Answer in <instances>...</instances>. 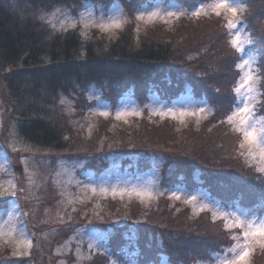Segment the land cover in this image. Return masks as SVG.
Instances as JSON below:
<instances>
[{"label":"rangeland","instance_id":"374dc122","mask_svg":"<svg viewBox=\"0 0 264 264\" xmlns=\"http://www.w3.org/2000/svg\"><path fill=\"white\" fill-rule=\"evenodd\" d=\"M130 2L87 0L46 8L39 16L55 31L74 29L84 39L95 36L105 42L117 39L128 23L133 26L134 37L140 40L155 24L163 25L169 32L176 27L196 26L199 17H219V22L227 29L229 43L237 35L241 38L238 43L241 50L234 48L240 58L235 64L238 76L233 81V89L246 72L260 79L256 64L259 54L256 48H250L254 35L246 29L242 16L243 0H229V7L237 10L235 15L217 7L220 0H198L193 4L150 0L129 13ZM185 16L189 25L180 22ZM50 17H54L55 27L48 22ZM230 23L236 27L231 28ZM195 55V52L187 54V62L195 61ZM244 60H249V64L238 69L237 65ZM147 92L148 95L142 96L143 102L129 90H124L116 96V102H111L109 96L92 86L85 91L88 102L79 107L72 97L60 95L59 110L67 117V126L74 127L72 134L65 133L68 145L62 150L39 147L25 139L17 118L9 114L10 107L4 105L0 96V264H92L100 252L108 255L104 258L105 264H141L134 250L128 248L126 255L119 257L108 249L109 237L120 232L131 240L143 238L147 245L155 241L163 254L159 261L150 264H162V261L164 264H227L245 245L251 252L250 264L253 252L262 249L256 242L260 238H249L246 242L242 233L249 223L254 228L259 226L264 219V205L251 210V206L225 204L201 184L166 185L163 178L178 171V162L185 164L187 170L192 163L191 174L198 175L201 168L195 164L200 160L196 152L199 147L190 143L186 146V129L199 130L204 122L220 113L218 116L234 135L230 142L231 136L227 137L220 150L232 149L233 156L240 157L251 172V180L259 183L257 187L263 192L260 195L264 196V171H261L264 169V131H261L264 109L259 105L262 100L259 82L253 93L241 97L247 99L252 108L250 122L257 131V141L253 144L234 130L238 122H227L226 118L237 106L234 91L232 109L224 116L208 99L196 97L191 88L171 99L153 88ZM244 106V103L239 104V107ZM142 118L161 123L159 131L165 130L167 134L157 136L156 140L134 137L133 131ZM103 119L107 120L104 125L101 124ZM183 143L187 154L177 152L179 147H184ZM236 172L240 173L238 168ZM147 208L159 209L161 213L169 209L173 215L181 213L183 219L208 215L212 221H218L217 227L227 230V240L220 243L219 239L216 250L202 247L199 256L169 260L161 247L166 242L163 232L170 226L163 218L154 222L148 220L144 215ZM237 219L241 220L242 228L235 227ZM226 223L233 227L226 229ZM236 245L241 247L230 251ZM262 262L264 264V260Z\"/></svg>","mask_w":264,"mask_h":264},{"label":"trees","instance_id":"16d2710c","mask_svg":"<svg viewBox=\"0 0 264 264\" xmlns=\"http://www.w3.org/2000/svg\"><path fill=\"white\" fill-rule=\"evenodd\" d=\"M83 1L87 0H0V96L4 105L10 107L9 114L17 118L25 139L39 147L62 150L68 145L65 133L72 134L74 127L67 126L58 99L65 94L74 99L76 107L82 106L88 102L85 91L92 86L109 96L111 102H116V96L124 90L133 91L141 102L148 89L158 90L163 97L171 99L191 88L196 97L208 99L223 116L232 109L233 81L238 76L235 64L240 56L228 42L227 29L219 17H199L196 26L176 27L169 32L163 25L155 24L140 40L134 37L133 26L128 23L117 39L105 42L95 36L84 39L74 29L55 31L39 16L43 9ZM177 1L193 4L198 0ZM146 2L150 0H131L127 3L129 13ZM243 2L246 29L254 35L250 48H256L259 54L256 62L262 99L259 105L264 109V5L260 4L264 0ZM180 22L190 24L186 16ZM192 52L197 53L196 59L187 62V54ZM219 114H214L199 130L186 129V146L190 143L199 147L196 152L200 160L195 164L201 168L198 175L191 174L192 163L187 170L185 164L178 162V171L164 176L163 183L201 184L225 204L258 210L264 205L259 183L251 180L249 168L237 154L233 156L232 149L220 150L227 137L231 136L229 140L234 135ZM105 123L107 120L103 119L101 124ZM139 123L133 131L136 138L156 140L157 136L167 134L165 130L159 131L161 123L148 118H142ZM185 144L176 151L187 154ZM146 210L144 215L148 220L163 218L170 226L163 232L166 242L161 247L169 260L199 256L202 247L216 250L219 239L220 243L227 240V230L217 227L218 221H212L208 215L183 219L181 213L173 215L169 209L163 213L156 208ZM129 240L121 232L112 235L107 241L108 249L119 257L126 255L128 248L134 250L141 264L156 263L163 254L155 241L148 240L152 245H147L143 238ZM105 257L108 255L100 252L92 264H105ZM251 257L250 264H263L264 248L254 251Z\"/></svg>","mask_w":264,"mask_h":264},{"label":"snow or ice","instance_id":"6c2138e0","mask_svg":"<svg viewBox=\"0 0 264 264\" xmlns=\"http://www.w3.org/2000/svg\"><path fill=\"white\" fill-rule=\"evenodd\" d=\"M231 2H235V0H231ZM219 8H225L231 11L234 15L236 14V9L234 7H229V0H220V3L217 5ZM49 23L55 27L54 17H50L48 20ZM74 26V25H69ZM119 26V25H117ZM61 27H63V22H61ZM231 28H235L236 25L234 23H230ZM241 41L239 35L233 38L230 43L233 48H237L238 51L241 49L238 47V43ZM245 43H249L250 41H244ZM243 59V58H242ZM249 60H244L243 64L237 65L238 69H242L244 65L249 64ZM259 82L258 77H255L251 72L244 73L240 80L237 82L236 87L233 89L236 94L237 106L236 110L233 111L226 119L227 122L233 123L238 122V126L235 127V131L238 133H242L244 140L249 144H253L257 141V131L254 125L250 122V118L252 115V108L249 106V102L247 99H241V97L246 96L247 93H253L255 91V85ZM243 90V91H242ZM63 102V101H62ZM240 103H244V107H239ZM261 131H264L262 129ZM243 146V145H242ZM264 155V153H262ZM261 171H264L262 169ZM233 227L232 224H225L226 229H231ZM235 227L242 228L243 224L240 219H237L235 222ZM243 237L246 242L249 241V238L259 237L260 239L256 242L260 247L264 248V219H261L259 226L253 227L252 223L248 224V229L243 231ZM241 247L240 245L234 246L230 251L235 252L236 248ZM251 255L250 249L245 245L243 250L240 251L238 255L235 256L234 259L227 261V264H248V259ZM162 264L164 262L162 261Z\"/></svg>","mask_w":264,"mask_h":264}]
</instances>
